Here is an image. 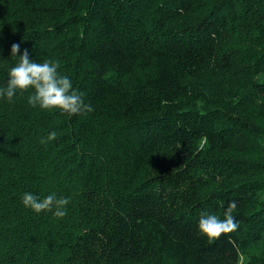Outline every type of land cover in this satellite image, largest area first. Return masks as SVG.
Here are the masks:
<instances>
[{"label": "trees", "instance_id": "obj_1", "mask_svg": "<svg viewBox=\"0 0 264 264\" xmlns=\"http://www.w3.org/2000/svg\"><path fill=\"white\" fill-rule=\"evenodd\" d=\"M13 43L94 110L0 97V264H264V0H0V88Z\"/></svg>", "mask_w": 264, "mask_h": 264}, {"label": "clouds", "instance_id": "obj_2", "mask_svg": "<svg viewBox=\"0 0 264 264\" xmlns=\"http://www.w3.org/2000/svg\"><path fill=\"white\" fill-rule=\"evenodd\" d=\"M20 52L18 43L11 45V56H19L18 63L11 67L8 73L7 86L0 88V97H5L12 102L17 91L27 92L28 103L32 107L39 106L41 109H59L71 115H86L94 109L91 105L85 104L82 94L73 89L72 80L58 72L59 61L45 60L42 63L30 59L27 49ZM57 138L55 131L49 133L46 140ZM44 141H42L43 143ZM70 202L67 197H57L55 194L47 195L43 199L31 192H25L22 203L36 213L42 211L53 212L57 218L67 215V208ZM237 211V203L229 201L223 219L215 214L202 212L198 222V229L201 234L207 237L209 242L219 239L222 235L235 232L239 224L235 220L234 213Z\"/></svg>", "mask_w": 264, "mask_h": 264}]
</instances>
